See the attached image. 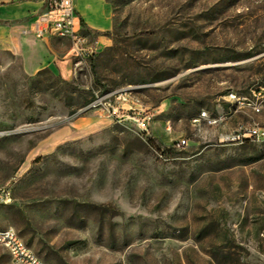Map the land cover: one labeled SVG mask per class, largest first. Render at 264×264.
<instances>
[{
    "label": "rangeland",
    "instance_id": "1",
    "mask_svg": "<svg viewBox=\"0 0 264 264\" xmlns=\"http://www.w3.org/2000/svg\"><path fill=\"white\" fill-rule=\"evenodd\" d=\"M74 4L85 59L29 25V72L19 5L0 26V229L49 264H264V135L227 140L264 132V0Z\"/></svg>",
    "mask_w": 264,
    "mask_h": 264
},
{
    "label": "built area",
    "instance_id": "2",
    "mask_svg": "<svg viewBox=\"0 0 264 264\" xmlns=\"http://www.w3.org/2000/svg\"><path fill=\"white\" fill-rule=\"evenodd\" d=\"M47 9L39 15L34 24L33 30L38 38H45L48 35L67 37L72 43V53L76 57L88 58L97 52V43L91 41L85 33L82 22L77 13L74 0H45ZM100 104L99 100L94 101V107ZM203 113L195 117L194 121L199 122L206 116ZM264 132L259 128L246 127L237 134L228 137V141H244L249 138H260ZM186 139L178 141V146H184ZM0 245L9 250L14 263L17 264H49L41 259L13 228L0 229Z\"/></svg>",
    "mask_w": 264,
    "mask_h": 264
},
{
    "label": "crops",
    "instance_id": "3",
    "mask_svg": "<svg viewBox=\"0 0 264 264\" xmlns=\"http://www.w3.org/2000/svg\"><path fill=\"white\" fill-rule=\"evenodd\" d=\"M17 5L20 6L18 8L24 16V56L26 61H29L27 71L35 72L44 66L41 62L43 57L40 53L32 52L28 49L30 35L28 34V30L29 25L33 30V24L36 18L46 11L47 4L45 0H0V19L2 20L0 23L1 27L6 26L7 21L15 15L14 11L17 10ZM77 10L80 11L79 9ZM79 18L81 20L80 15Z\"/></svg>",
    "mask_w": 264,
    "mask_h": 264
},
{
    "label": "bare ground",
    "instance_id": "4",
    "mask_svg": "<svg viewBox=\"0 0 264 264\" xmlns=\"http://www.w3.org/2000/svg\"><path fill=\"white\" fill-rule=\"evenodd\" d=\"M255 109H256V108H255ZM257 110L259 111L260 108H257ZM202 114H203V113H202ZM202 114H201V115H202ZM193 122H195L194 119H193ZM195 123H196V122H195ZM252 128H256V127H252ZM240 131H241V130H240ZM240 131H239V132H240ZM239 132H238V133H239Z\"/></svg>",
    "mask_w": 264,
    "mask_h": 264
},
{
    "label": "trees",
    "instance_id": "5",
    "mask_svg": "<svg viewBox=\"0 0 264 264\" xmlns=\"http://www.w3.org/2000/svg\"><path fill=\"white\" fill-rule=\"evenodd\" d=\"M81 22H82V24H83V25H85V23H84V21H83V20H81Z\"/></svg>",
    "mask_w": 264,
    "mask_h": 264
}]
</instances>
